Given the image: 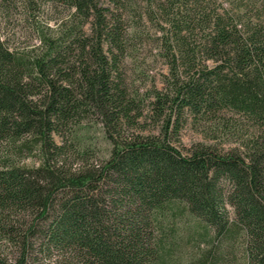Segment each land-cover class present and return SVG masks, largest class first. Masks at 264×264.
Listing matches in <instances>:
<instances>
[{"label": "trees", "instance_id": "1", "mask_svg": "<svg viewBox=\"0 0 264 264\" xmlns=\"http://www.w3.org/2000/svg\"><path fill=\"white\" fill-rule=\"evenodd\" d=\"M45 1L72 11L54 36L41 35L40 51H12L0 39L2 236L23 255L36 242L47 264H233L237 240L242 264H264V0ZM142 1L168 40L166 91L153 94L157 116L168 112L161 136L123 130L140 114L121 70L123 15L143 19ZM184 112L253 130L227 151L180 149L171 117ZM89 115L111 147L99 165L66 167L68 150L54 136ZM33 151L37 164L20 163ZM177 201L214 231L215 245L188 261L154 236ZM23 212L32 216L24 233L11 223Z\"/></svg>", "mask_w": 264, "mask_h": 264}, {"label": "rangeland", "instance_id": "2", "mask_svg": "<svg viewBox=\"0 0 264 264\" xmlns=\"http://www.w3.org/2000/svg\"><path fill=\"white\" fill-rule=\"evenodd\" d=\"M155 1V0H154ZM215 7L222 0H209ZM100 4L110 6L108 0H99ZM143 19L126 18L127 41L122 57V75L129 96L139 106L140 114L135 118L134 127L123 125L124 134L132 132L142 135L161 136L162 125L168 112L159 118L155 110L153 94L155 91H166L164 76L168 74L167 42L160 21L146 19L149 7L140 2ZM113 7V6H112ZM154 8V6H153ZM72 10L53 5L45 0H0V39L12 51L36 53L39 49V38L42 34L54 36L58 24H68ZM141 12H139V15ZM159 21V22H158ZM85 35L90 34V24L84 26ZM178 117V118H177ZM177 133L172 143L180 149H188L199 143L215 146L220 151L238 147L240 139H245L252 127L235 125L234 120L206 122L193 118L189 113L172 115ZM236 126V127H235ZM72 134L63 139L55 135L57 142H64L68 152L62 158L66 167L77 169L87 164L99 165L107 156L111 140L106 127L99 118L89 115L81 119L80 124L72 127ZM76 134V135H75ZM20 163L32 166L38 163V154L23 158ZM231 211V210H230ZM32 221L26 212L12 216L11 223L17 230L25 232ZM214 231L211 227L189 213L183 203L174 202L163 209L157 222L154 236L160 242L162 250H172L173 255L188 261L202 255L215 245ZM15 239V238H14ZM35 241V240H34ZM233 264L244 261L242 244L237 240L229 251ZM16 240L9 241L0 233V264H47V255L34 242L28 246L24 255Z\"/></svg>", "mask_w": 264, "mask_h": 264}]
</instances>
